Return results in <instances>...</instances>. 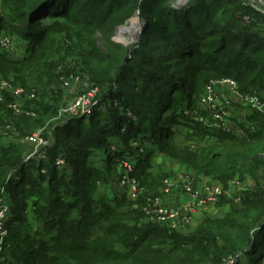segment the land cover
<instances>
[{"label": "trees", "instance_id": "1", "mask_svg": "<svg viewBox=\"0 0 264 264\" xmlns=\"http://www.w3.org/2000/svg\"><path fill=\"white\" fill-rule=\"evenodd\" d=\"M246 2L189 0L179 7L171 0H0V81L27 94L19 113L10 91L0 101V196L7 190L13 214L5 244L11 258L4 264H264L260 186L244 190L240 202L222 198L229 209L222 217L206 216L193 230H170L146 220L137 207L159 197L153 193L164 187L166 173L158 168L154 175L152 148L131 147L134 139L151 142L225 187L234 178L264 171V110L244 111L254 128L246 137L209 130L184 113L198 109L211 80L224 78L237 81L243 93L261 92L264 104V13ZM138 13L145 29L131 51L115 37ZM4 29L21 43L14 56L1 46ZM77 73L99 97L119 104L96 107L88 122L86 117L66 122L60 117L64 83ZM136 98L141 103H133ZM48 124L55 128V144L46 186L27 180L33 165L26 155L27 139ZM177 124L198 136L185 139L195 147L176 142ZM113 139L114 151L107 145ZM69 141L74 143L65 145ZM91 151H103V169L89 165ZM132 157L133 176L142 178L146 193L137 201L121 190L112 199L98 194L95 178L111 173L115 158ZM59 158L72 167L67 175L56 165ZM26 188L48 189L34 210L33 236L22 234L26 226L32 229Z\"/></svg>", "mask_w": 264, "mask_h": 264}, {"label": "rangeland", "instance_id": "2", "mask_svg": "<svg viewBox=\"0 0 264 264\" xmlns=\"http://www.w3.org/2000/svg\"><path fill=\"white\" fill-rule=\"evenodd\" d=\"M185 0H171V3L173 5H177L180 7V5H182V3H184ZM0 11H2V6L0 5ZM145 23V22H144ZM6 25H9L8 22H6ZM124 28L121 29V35L119 34V32L117 33L116 37H115V41L119 44H122L126 47H128L131 51L136 48V44L137 42L140 40L141 35L144 33V29H145V25H143V19L140 16V13L137 14V16L128 21L125 25H123ZM127 29V30H126ZM126 30V32H125ZM8 30L4 29L2 31V40H1V46L5 49H7V51L11 52L10 55L14 56L16 49L21 48V43L17 42L16 39L13 40L10 38V36H7L8 34ZM120 37V38H119ZM13 47V49H11ZM77 59V57H76ZM74 65L73 62L70 63V66ZM72 82H70V86L69 87H65V91H63L64 94V106L62 108V110L64 111L65 109H71V113L68 115H64L61 116L62 118H67L65 121H72V120H79L82 118L86 117V122L89 121L90 117L93 116V112L95 110L96 107L99 106V109H102L105 107V105H117L119 104L118 101H116L114 104L111 103V101H107L105 100V95L99 97V93L97 88H93L90 86V82L89 79L85 78L84 74L82 73H77V75H75L73 77V79H71ZM213 81L216 80H211L207 85H209L210 83H212ZM2 82H7L5 80H1L0 84ZM237 82V81H236ZM9 85L10 83L7 82ZM238 84V82H237ZM206 85V86H207ZM11 86V85H10ZM239 88L240 85L238 84ZM19 89H22L24 94L23 97H26V91L22 88V87H17ZM206 88V87H205ZM205 90L201 93V95L203 96L205 94ZM133 92V90H131ZM96 94V95H95ZM245 95H253L256 96L254 100V104L259 105V103L264 107V104L261 102L260 96L262 95L260 92L254 90V91H250L245 93ZM201 97V96H200ZM80 101V102H79ZM97 101V102H94ZM135 104H139L141 103L142 99L141 98H136V100H133ZM94 102V104H93ZM216 102L217 105L215 106L216 111L220 112L219 110L223 109V111L225 110V112L227 113H235L234 115H236V119L240 118V114L244 111L249 110L248 108H254V106L252 105L253 103H250L248 101H246V99L243 100H238L236 98V96L234 95V93L227 88H223V89H219L217 92V96H216ZM80 103V104H79ZM96 104H98V106H96ZM95 105V106H94ZM22 106V103H21ZM212 109L214 110V108L212 107ZM256 109V108H254ZM257 110V109H256ZM215 111V110H214ZM192 113H198L200 115V117H202L204 120H208L207 117V109L203 106L200 105L199 102V106L197 110H194ZM210 114V113H209ZM249 114L251 115L252 112H249ZM192 115V114H191ZM190 115V116H191ZM233 115V116H234ZM240 122L243 121V119H239ZM238 124V123H237ZM50 124H48L47 127L43 128V129H39L37 130L33 135L38 134L39 132H42V135L46 134L47 136H49V138H45V140L47 141V145H45L41 150L39 154L34 155L32 158L30 157V153H31V149L29 148V151L26 155V159L28 157V162L32 161V165L33 168L31 169V171L29 172V177L27 180H30L29 182L31 183L32 181H38V182H43L47 185V183L49 181H47V178L49 179L50 177V170L52 169V167L54 166V164H51V159H50V152L51 149L54 146V138L55 137V128H53L52 126H49ZM187 125H183V124H177L173 126V132L176 135V142L181 145H185L186 148L188 147H195L194 144L191 141H185L186 136L187 135H191L190 138L191 139H196L198 136L196 135H192L191 131H189V129H187L186 127ZM190 133V134H189ZM32 135V136H33ZM45 137V136H44ZM5 138V137H3ZM190 140V139H189ZM210 141V140H209ZM64 142V141H63ZM62 142V143H63ZM70 143L67 144L65 143V145H72L74 142L73 141H69ZM46 143V142H45ZM140 143H144L145 148H152L155 151V154H153V156L151 157V161H150V165L153 167V173L155 176H157L158 172V168L163 169L166 173L165 176L162 177L163 181L165 182L168 179H173L176 180L177 178H179L180 176H182L185 181H191L192 183H200V182H206L208 180L207 183H210L212 181V183H216V184H221L225 187L224 182L219 181V180H215V179H210L202 174L196 173L192 168H190L188 165H185L183 163H180L178 160H174L169 158V156H167V152H163L160 151L159 146H154L153 144H151V142H141V139H134L132 141L131 147H135L138 149L140 146ZM113 144V145H112ZM112 144H107L111 146L112 151H114L116 149V147L118 146V143L116 142L115 139L112 140ZM207 145V141L206 143L204 142L202 144V147H205ZM143 147V146H142ZM87 147L84 146L83 149H86ZM145 148L143 147V149L140 150V152H143L145 150ZM90 166L94 167L95 169H103L107 163V160L105 158V155L103 153V151H91L90 152ZM41 155V156H40ZM31 159H30V158ZM62 159V158H59ZM57 159V161L59 160ZM64 161V165L61 164L60 166H58L60 169H64V173H66V175L68 174L69 171H71L72 167L69 166L67 164V161H65V159H62ZM135 157H132L131 161H134ZM122 159H118L115 158L113 160V170L111 171V173H106L103 172L100 175H98L95 178L96 181V186H97V193L98 194H103V196H107L109 199L114 198V195H117V193L121 190L119 183H120V177L123 174V166H122ZM57 165V164H56ZM162 167V168H161ZM262 173H248L245 177L243 178H234L232 179V181L236 180V181H240L242 186H240V189L237 191V187L233 188V191L236 192V195H240L242 194V192L244 190H248V189H256L258 188V186H260L259 184L262 182L263 180V175ZM45 176V179H42L41 177ZM245 178H248L245 179ZM140 181L142 180V178L139 179ZM108 181V182H105ZM188 181V182H189ZM110 183V184H109ZM29 184H27L28 186ZM230 185V184H229ZM162 188H159L158 190V194H156L155 192L153 194H155V196H158L160 198H168L169 196H167L165 194V190L167 189V185L165 183H163ZM183 186L182 183H180L178 185H174L173 187H168V189H173L175 192L176 190H181V187ZM242 188V189H241ZM145 189V188H143ZM225 189L229 192L230 188L228 186L225 187ZM119 190V191H118ZM3 198L4 201L7 205H10V201L7 200V197L9 196L7 190H3ZM48 191L47 188H45L43 191H39L38 189L34 190V193L32 190H29V188L25 189V195L23 197H26L27 200H24V202L26 201L27 203V215H28V222L32 225V229L28 228V226H26L24 228V232L22 233L23 236L30 234V235H36V231L38 230V222H37V217L34 213V210L36 208V204L37 203H43V198L40 197V194L45 195V193ZM184 194V193H183ZM170 195V194H169ZM158 197V198H159ZM238 198H240V196H238ZM23 199V198H22ZM23 201V200H22ZM237 202H240V200H237ZM143 204H138L137 207H142L145 208L147 205ZM228 205V203H227ZM225 202L221 201L215 205V206H211V208H207L209 211H211L208 214H204L201 217H199L196 220V224H194L192 227L188 228L189 230H193L195 229L199 223L202 221V219L206 216H211V217H222L224 214L221 213V211H224L225 206H227ZM148 208V207H147ZM150 209V208H149ZM207 210V211H208ZM212 211H218L217 214H214ZM229 211V209H228ZM13 216V214L9 213L8 216V220L6 221V225H5V230L7 232V236L5 237L4 243H3V250L1 252V257L4 256L7 260L11 258L10 256V251L11 248L8 247V251H5V244L7 242V240L9 239V230H8V223L10 221V217ZM146 220L150 221L151 220V215L146 214ZM145 220V221H146ZM187 228H184V230H186ZM187 229V230H188ZM179 230H183L182 228ZM72 232L74 230H71ZM46 239H49V236L44 235L43 236ZM4 252L6 253V255L4 254ZM4 264V263H2ZM8 264V263H7ZM244 264H246V261L244 262Z\"/></svg>", "mask_w": 264, "mask_h": 264}, {"label": "built area", "instance_id": "3", "mask_svg": "<svg viewBox=\"0 0 264 264\" xmlns=\"http://www.w3.org/2000/svg\"><path fill=\"white\" fill-rule=\"evenodd\" d=\"M249 5L252 6L256 11L264 13V0H245ZM70 81H66L64 83V87L70 86ZM230 89L238 100L246 99V101L253 103L252 105L259 111H263L264 107L259 103V105L254 104V100L256 96L253 95H245V93L241 92L237 82L231 78H224L220 80L213 81L209 85L206 86L205 94L200 99V105L207 109V119L204 120L198 113H192V115L185 110V115L189 116L191 121L194 123H202L209 130H223L227 132H231L239 137H246L247 130H254V128L246 122V113L242 112L240 114L239 119H243L240 122L239 119L234 120L231 118L230 114L223 111V109L216 111L217 105L216 96L219 89L223 88ZM4 91H10L17 102L13 106L14 110L19 113L22 103L23 90L22 89H12L11 86L7 82H2L0 84V101L3 100ZM261 93V92H260ZM262 94V93H261ZM96 95V94H95ZM257 100V99H256ZM80 102V101H79ZM97 102V101H94ZM93 102V104H94ZM98 103V102H97ZM80 104V103H79ZM95 106V105H94ZM98 106V104H96ZM214 108V110L212 109ZM71 113V109H65L64 111H60V117L64 115H68ZM210 113V114H209ZM72 114V113H71ZM191 115V116H190ZM233 121L234 125H231L230 121ZM238 123V124H237ZM243 127V130L241 129ZM237 129H236V128ZM30 149L32 150L30 153V157L32 158L34 155L39 154L40 150L47 145V141L45 137L42 135V132H39L36 135H33L27 139ZM46 142V143H45ZM41 156V155H40ZM29 157V158H30ZM30 158V159H31ZM28 157L26 161H28ZM123 166V174L120 177V189L121 193H123L129 200L137 201L142 195L146 193V190L141 188L140 182L136 179L133 174L135 171V163L133 161L128 160L127 158L122 159ZM57 166L61 164H65L62 159H59L56 162ZM180 183L183 184L181 189L185 197L187 198L186 203L180 206H171L166 202L167 198H152L147 201V206L143 208V212L145 214L151 215L150 222L158 224L162 227L168 228L170 230H179L184 228H190L194 224H196V220L199 218L198 215L202 211H207L211 206L217 205L222 198L226 197L228 191L221 184L205 183L201 189L196 187V183H192L191 181H185V179L180 176L176 180L168 179L164 183L167 185V189L165 190V194L169 196L173 193V189H168V187H173L174 185H178ZM230 187H237L240 189L242 186L240 181H231L229 183ZM261 189L264 191V175L263 180L260 183ZM242 189V188H241ZM3 193L0 196V264L6 262V258L4 256L1 257V252L3 250V243L5 237L7 236V232L5 230L6 221L8 220V216L10 213L9 206L5 203L3 198ZM239 195L234 196L232 199L236 201L240 200L238 198ZM237 202V201H236ZM148 207V208H147ZM209 207V208H208ZM150 208V209H149ZM208 208V209H207Z\"/></svg>", "mask_w": 264, "mask_h": 264}, {"label": "crops", "instance_id": "4", "mask_svg": "<svg viewBox=\"0 0 264 264\" xmlns=\"http://www.w3.org/2000/svg\"><path fill=\"white\" fill-rule=\"evenodd\" d=\"M235 113H230V116H231V118L233 119V121L234 120H236L237 121V119H236V115H234ZM234 115V116H233ZM233 121L231 120L230 121V123H231V125H234V123H233ZM236 128V127H235ZM237 129V128H236ZM262 175H264V171L262 172ZM261 175V176H262ZM245 179H247L248 180V178H245ZM208 182V180L206 181V182H200V183H197L196 184V187L198 188V189H201L202 187H203V185L205 184V183H207ZM233 188H235V187H230V191L227 193V195H226V199H232L234 196H236V192L235 191H233ZM239 190V188H237V191ZM186 201H187V198L185 197V195L183 194V190L181 189V190H176V192L175 191H173V193L171 194V195H169V197L166 199V202L169 204V205H171V206H180V205H182V204H184V203H186ZM222 209H224V211H221V213H223V214H225L226 212H228V206H225L224 208H222ZM211 211H202L201 213H199V215H198V217H201L202 215H204V214H208V213H210ZM214 214H217V212L218 211H212Z\"/></svg>", "mask_w": 264, "mask_h": 264}, {"label": "water", "instance_id": "5", "mask_svg": "<svg viewBox=\"0 0 264 264\" xmlns=\"http://www.w3.org/2000/svg\"><path fill=\"white\" fill-rule=\"evenodd\" d=\"M188 2H189V0H185V3H184V4H187ZM171 5H172V6H175V5H173V4H171ZM182 5H183V4H182ZM182 5H180V6H182ZM176 6H177V5H176ZM143 25H145L144 21H143ZM122 28H124V27L122 26V27L119 28V34H120Z\"/></svg>", "mask_w": 264, "mask_h": 264}]
</instances>
